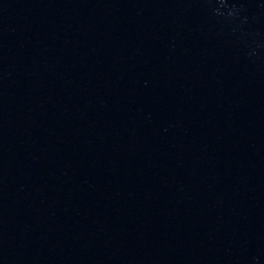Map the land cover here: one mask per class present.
Segmentation results:
<instances>
[{
  "label": "water",
  "instance_id": "1",
  "mask_svg": "<svg viewBox=\"0 0 264 264\" xmlns=\"http://www.w3.org/2000/svg\"><path fill=\"white\" fill-rule=\"evenodd\" d=\"M0 264H264V0H0Z\"/></svg>",
  "mask_w": 264,
  "mask_h": 264
}]
</instances>
